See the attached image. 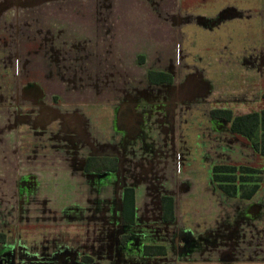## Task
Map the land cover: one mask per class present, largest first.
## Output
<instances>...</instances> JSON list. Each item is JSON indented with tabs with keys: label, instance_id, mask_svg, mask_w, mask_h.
I'll use <instances>...</instances> for the list:
<instances>
[{
	"label": "rangeland",
	"instance_id": "374dc122",
	"mask_svg": "<svg viewBox=\"0 0 264 264\" xmlns=\"http://www.w3.org/2000/svg\"><path fill=\"white\" fill-rule=\"evenodd\" d=\"M24 1L21 7L0 9V257L13 259V264H53L54 256L69 248L93 260L81 264H139L114 247L120 230L118 189L123 181L118 178L116 186L119 175L85 174L84 151L92 142L105 139L108 151L116 148V116L121 110L122 124L127 126L122 144L129 145L123 148L128 147L133 157V130L149 129L139 127L142 117L133 110L141 107L138 100L163 94L162 86L147 82L148 69L158 67L175 75L174 87L163 85L164 93L168 98H184L185 103L176 101L164 108L171 119L166 132L159 130L160 123L148 131L158 144H165L168 136L175 145L170 162H162L157 173L169 176L171 183L166 180L164 186L150 184L146 189L151 205H157L163 192L175 198L176 220L164 228L154 224L153 230L166 236L170 232L167 241L173 249L167 261L156 260L160 264H260L264 156L233 133L224 119L209 116L214 108H229L233 114L264 108V57L246 56L258 52L264 41L259 21L251 20L252 12L241 9L236 18L225 20L230 21L225 27H198L215 35L199 34L191 40L176 35L169 23L180 22L178 9L165 8L169 0ZM254 12L260 15L259 9ZM226 28L232 32L230 37ZM18 50L21 56L15 55ZM131 98L136 101L120 109ZM86 123L94 141L89 138L82 144ZM234 146L243 147L245 161L237 162L241 149L234 155ZM24 147L29 153H22ZM158 152L163 154L161 161L168 155L165 148H151L146 154ZM231 156L236 161L227 162ZM220 161L261 169L255 174L263 179L253 196L257 207L262 205L256 216L242 218L240 198L237 203L217 187L212 168ZM147 174L151 171L143 176ZM252 185L246 182L244 190L250 191ZM224 224L228 231L232 226L238 230L233 246L247 248L240 254L241 261L223 260L227 256L218 251L223 244L220 239L214 244L215 231ZM183 232L190 243L181 246L178 237ZM148 236L157 243L163 238ZM250 253L253 260L245 262Z\"/></svg>",
	"mask_w": 264,
	"mask_h": 264
},
{
	"label": "crops",
	"instance_id": "0c3cea01",
	"mask_svg": "<svg viewBox=\"0 0 264 264\" xmlns=\"http://www.w3.org/2000/svg\"><path fill=\"white\" fill-rule=\"evenodd\" d=\"M166 4V3H165ZM168 9H178V23L175 22H169L172 24L173 29L175 30V33L177 35V32L179 33V35H184V38H188L191 40H197V37L199 36V34L201 35V37H212L215 35V31L210 32V31H206V32H201L199 30L198 27H204V28H209V26H211V28H215L217 26H222L225 27L227 24L230 23V21H225L228 18H236L240 13H241V9H246L249 12H252L251 15V20H257L260 23L261 26V34L264 37V0H244L241 1L240 3H237L236 0H229V1H223L220 2V0H178L175 2H172L171 0H169V2L166 4ZM245 7V8H244ZM181 9V10H180ZM184 9V11L182 10ZM255 9H259L260 10V15L257 12H254ZM182 18V19H181ZM248 18V17H247ZM182 20V21H181ZM256 21V22H257ZM187 22H194L195 25H191V26H186L185 24ZM178 26V27H176ZM177 30V31H176ZM167 31L170 32V29H167ZM230 28H226V33L228 32V37H230V35L232 34V32ZM216 38H212V40H215ZM212 46L215 48V42L213 41ZM260 50L261 52H253L250 54H247L246 56H257L256 54L260 55L261 57H264V41L260 44ZM260 53V54H259ZM230 56V55H229ZM152 70H162V68H151ZM164 70H166L165 68H163ZM150 70V69H148ZM184 84V82H183ZM227 84V83H226ZM197 89V88H196ZM185 103V101H184ZM164 111V110H163ZM133 113L136 114L137 117H142L140 119V123H139V127L143 126H147L149 129L148 130H144L141 132V130L135 132L133 130L132 135H136L133 137L134 141L131 143V148L133 149V151H131V154L133 155V157H129V148H123L125 146H129L127 143L122 144V140L124 137V129L125 127H127L126 125H123V121L122 119L120 120L119 118V112H118V116H116L117 118V122L118 123V127L115 128V135H114V144H116V148H113V150L108 151L107 148V139H105L104 141H99V144L97 141L92 142V146H86V149L88 148V150L84 151V154L88 153L89 151H92L93 149L99 150L103 153H112V154H116L119 155L120 154V166H119V170H118V174L119 176L117 177L119 179H122L123 181V186L127 185V186H133L135 188V205H136V220L137 223L143 226H148V224L153 221V219H157V221H154L153 223L155 224L156 227L159 228H164V226L166 225V223L171 224L172 222H163L162 220V214H161V205H160V196L157 198V201H155L157 203V205H155L154 203L151 205L152 201L151 197L148 198L149 195H146L147 191V187L150 186V184H154L155 186H164V182L166 180H169L170 182V177L167 175H156L155 176H150V175H144L142 177H147L146 179L144 178H139V175L141 172H143L144 170H149V171H156V173L158 172V168H161L162 165L156 161V160H160L163 158V154L159 152V156H156L155 161L156 162H138L141 157L144 154V151L146 150L145 148H152V149H167L168 150V155H164V159L168 158L170 160L171 156H170V149L171 147H175L174 145V141L172 140V142H170V138L167 136L164 140H166L165 144H158L154 138H152L150 136V134L148 133V131H150L152 129L153 126H155L157 123H160V128L159 130L164 133V131H167V128L169 125V118L165 117L164 113H161L159 115V118H153L154 116H150L147 115L146 113L142 112L141 107H138L136 111L133 110ZM157 113V112H156ZM167 115V114H166ZM210 116V115H209ZM150 117L152 118V121L150 122L149 119ZM212 119V118H211ZM123 127H120L122 126ZM167 126V127H166ZM124 128V129H123ZM164 130V131H162ZM87 139L90 138L91 141H94L88 133V124H87ZM85 143V141H84ZM113 144V145H114ZM118 144H121V147L118 146ZM26 145V143H25ZM87 145V144H85ZM124 145V146H123ZM31 148V147H30ZM28 148V150L30 149ZM243 147H237L234 146L233 149V153L234 155L237 154V150L241 149L239 152L240 154V159L237 162H242L246 160L245 157V151L242 149ZM32 149V148H31ZM124 151V152H123ZM22 153L23 154H27L29 153V151H27L26 147H24V150L22 149ZM180 153V152H178ZM244 155V156H242ZM129 158V159H128ZM167 159V160H168ZM227 161V160H225ZM224 161V162H225ZM233 162L236 160H233L232 156L231 158L228 159L227 162ZM222 163V161H220ZM161 166V167H160ZM170 167V165H169ZM165 169V168H164ZM171 176V175H170ZM158 179V180H157ZM158 183V184H157ZM119 192V191H118ZM121 193V191H120ZM119 193V195H120ZM227 196V195H226ZM233 199V198H231ZM239 198H234V201L237 202ZM241 200L244 204H238L239 207L243 208V213H242V218H245V216L247 217L248 215L250 216H256L261 210H260V206L262 208V205L255 202L252 199L247 200V199H239ZM238 203V202H237ZM257 203V204H256ZM144 204V205H142ZM151 205V206H150ZM155 205V206H154ZM242 205H246L245 208L242 207ZM251 207H247L250 206ZM153 206V207H152ZM256 207V209H255ZM160 220V221H159ZM162 221V222H161ZM144 228V227H143ZM229 226L228 225H223L221 229H219L218 231H215V237L216 240L214 242L217 243V239H220V244H223L221 247H219V253H221V256L223 254V256H227L224 257L226 259L223 260H229V259H233V262H238L241 261L240 258V254L243 253L245 250H247V248H243L241 249L242 246H233V242L236 239V235L238 234V230L236 227L232 226V229H230V231H228ZM144 236H148L150 235V231L148 229H143L141 230ZM159 233V232H158ZM154 235H158L159 236L162 235V241L163 243L168 244L167 238L165 237L166 235L161 232L159 234H152ZM165 237V239H164ZM149 242H156V239L154 238H149L147 239ZM157 243V242H156ZM218 244V243H217ZM215 248V246H213ZM167 250H168V255L165 256H158L157 258L162 259V263L164 262L165 258H167L170 254V250H171V246H166ZM173 249V248H172ZM173 252V251H172ZM228 252V253H227ZM220 256V258H221ZM222 256V257H223ZM239 257V258H238ZM222 259V258H221ZM261 259V260H260ZM253 260V254L250 253L249 257L247 260H245V262H249ZM259 263L260 264H264V249H262L260 251V258H259ZM167 261V260H165ZM181 263V262H180ZM184 263V262H183ZM182 263V264H183Z\"/></svg>",
	"mask_w": 264,
	"mask_h": 264
},
{
	"label": "trees",
	"instance_id": "16d2710c",
	"mask_svg": "<svg viewBox=\"0 0 264 264\" xmlns=\"http://www.w3.org/2000/svg\"><path fill=\"white\" fill-rule=\"evenodd\" d=\"M148 79L151 83L172 82L173 76L170 73L157 70L148 71ZM213 118L224 119L232 132L244 137L253 146L261 156H264V108L260 111H252L242 114H233L229 108H214L210 110ZM118 168V159L111 156H88L86 159V171H116ZM240 172V175H237ZM261 169L254 166L234 165L217 163L213 165V180L217 187L227 196L250 199L260 188ZM243 173L250 175L244 176ZM256 174V175H255ZM237 181H240L237 185ZM253 183L250 191H245L246 182ZM164 218L166 220H174V197L163 196ZM123 223L135 222V189L127 186L123 192ZM3 238H4V234ZM145 252L148 254L163 255L166 249L163 246L147 245Z\"/></svg>",
	"mask_w": 264,
	"mask_h": 264
},
{
	"label": "flooded vegetation",
	"instance_id": "af4514ba",
	"mask_svg": "<svg viewBox=\"0 0 264 264\" xmlns=\"http://www.w3.org/2000/svg\"><path fill=\"white\" fill-rule=\"evenodd\" d=\"M24 2L26 3V2H28V0H26ZM11 5H13V7H15L16 5H19V7H21L22 6V0H19V1L2 0V1H0V9H3V10L4 9H7ZM21 30H22V27H21ZM18 37H19L20 40H22V33H20ZM19 52H21V50H18V53H16L15 55L21 56L22 54L20 55ZM150 70H152V69H150ZM148 71H147V82H148V85L149 86H152V87H161L162 86L163 94L160 95V94L156 93L154 95L155 96L154 98H143L141 100H138V101H140L138 104L141 107H143L144 105L145 106H149L150 105V107H152V106L155 107V109H154V107L152 109H142V112L143 113H146L147 115L155 116V114H156L157 115L156 116V119H157V118H159V115L161 113H164L165 114V117L170 119V117H169L170 116L169 115L170 114V111H168V109H164V108H168V105L169 104L174 103L176 101L181 102V103H183L185 101L184 98H177V96H171V98H168L169 95L164 93L165 92V89H164L163 85H168L169 84L171 87H174L175 75L172 72L168 71V70H164V69L157 70V71H164V72H167V73L172 74L173 81L172 82L151 83L149 81V79H148ZM178 85H180V84H178ZM178 94H180V93L178 92ZM132 99L134 101H136V98H131V100L127 99V100H125L123 102V104L121 105V108L120 109L124 108V106L127 107V105L130 104L128 102L129 101H132ZM131 103H133V102H131ZM152 104H154V105H152ZM256 111H260V110H256ZM250 112H252V111H250ZM246 113H248V112H246ZM119 115H120V117L122 119V111L121 110H119ZM210 117L212 119H215L211 115H210ZM170 121H171V119H170ZM87 124L88 123L84 124V129L85 130H83V126H82V130L81 131H84L85 132L84 133V136H81V138L79 140L80 143H82V144L84 143V141H85V143L87 142V135H88L87 134ZM81 131H79V132H81ZM98 144H99V142H98ZM145 149L146 150L144 151L143 156L141 157V159L138 162H142L143 161V163H144V161L145 162H150L151 161L153 163V162H156V161H160L159 163L162 166H163L162 162H164V161L165 162L166 161H169L170 162V160L169 159L167 160V158L163 159V161H161V159L155 161L156 156H159V152L157 153V155H156V153H154L153 156H150L149 154H146V153H149V151H150L151 148L150 147L149 148L147 147ZM88 156H102V157L111 156V157H116L118 159V168H117L116 171H104V172L86 171L85 170V164H86V159H87ZM120 158H121L120 157V154L119 155H116V154H106V153H103V152H101L99 150L93 149L92 151H89L88 153H86L84 155L83 168H84L85 174L88 175V174H92V173L94 174L95 173V174H98V175H104V174H108V173L109 174H112L113 173V175L118 176L119 174L117 172H118L119 166H120V160H121ZM164 166L165 167L166 166L168 167V163H165ZM158 170H160V168H158ZM148 172H149V170L148 171L147 170H144L143 172L140 173L139 178H144V177H142L143 174L144 173H148ZM152 172H154V171L152 170L151 171V174H147V175L155 176L156 171H155V173H152ZM157 173H156V175H160V174H157ZM115 185L117 186V179L115 180ZM115 185L113 184L114 187H116ZM125 187H127V185H125V186L121 185L120 186V189H118L119 187L118 188L116 187L118 189V191H119L118 194L121 191V193L119 195L121 197V208H120L121 210H120V222H119L120 223V225H119L120 230H119V233L117 235V238H118V246H114L115 248H117V251L116 252H118L120 254V251L122 250V252H121L122 255L124 253H129L130 256L136 258L135 260H137V262H139V264H160L161 263V260H156V258L158 256H165L166 257V255H168V250L166 248V246H168V244L162 243V242H160V243L149 242L147 240L149 238V236H146L145 237L143 235L144 232L141 231V230H143V229L146 228V229H148L150 231V233H151L150 235L155 234V233H153V230L155 228L154 223H149L148 226H146V225L143 226L145 228H143L142 225L138 224L137 223V220H136V205H135V222L133 224H131V223H123V221H122V217H123V192H124V188ZM130 187H133V186H130ZM163 196H173L174 197V195L163 192L161 194V196H160L161 214H162V219H163L162 221L163 222H165V221L166 222H174L176 220L175 216H174V220H166L164 218V204L162 202V197ZM228 197H230V196H228ZM231 198L246 199V198H242L240 196L231 197ZM252 198H250V199H252ZM250 199H247V200H250ZM174 204H175V198H174ZM166 225H169V224L166 223ZM169 235H170V232H167V236H165V237L168 238ZM184 235H186L188 237V239H189L188 242H184V240H181V237L184 236ZM165 237H164V239H165ZM178 239L182 242L181 246H184V243L187 244V245L190 243L189 236L187 234H184V232L179 235ZM147 245L163 246L166 249V254H163V255H155L153 253L152 254H148V253L145 252V246H147ZM88 255L89 254H79L78 255V254H76V252H74V251H72V250H70L68 248V249H65V250L57 253L54 256L53 260L50 261V262H52L53 264H76V263L77 264H81L82 262L83 263H86V262H90L91 263V262H93V260L91 261V258H89L90 256H88ZM78 258L80 260H78ZM139 258H142L144 260H139ZM8 259L9 258H7V257H0V262L2 261L4 264H8V262H10L11 264H13V259H10V260H8Z\"/></svg>",
	"mask_w": 264,
	"mask_h": 264
},
{
	"label": "water",
	"instance_id": "95a60500",
	"mask_svg": "<svg viewBox=\"0 0 264 264\" xmlns=\"http://www.w3.org/2000/svg\"><path fill=\"white\" fill-rule=\"evenodd\" d=\"M181 240H184V242H188V237L186 235L181 237ZM0 264H4L2 261L0 262Z\"/></svg>",
	"mask_w": 264,
	"mask_h": 264
}]
</instances>
